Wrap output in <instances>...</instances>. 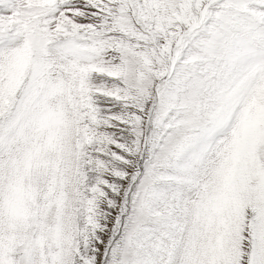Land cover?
I'll use <instances>...</instances> for the list:
<instances>
[{"label": "snow or ice", "instance_id": "snow-or-ice-1", "mask_svg": "<svg viewBox=\"0 0 264 264\" xmlns=\"http://www.w3.org/2000/svg\"><path fill=\"white\" fill-rule=\"evenodd\" d=\"M0 264H264V0H0Z\"/></svg>", "mask_w": 264, "mask_h": 264}]
</instances>
